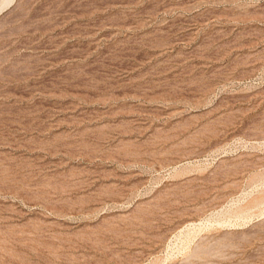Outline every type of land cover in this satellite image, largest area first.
Listing matches in <instances>:
<instances>
[{"label": "rangeland", "instance_id": "obj_1", "mask_svg": "<svg viewBox=\"0 0 264 264\" xmlns=\"http://www.w3.org/2000/svg\"><path fill=\"white\" fill-rule=\"evenodd\" d=\"M263 202L264 0H0V264H264Z\"/></svg>", "mask_w": 264, "mask_h": 264}, {"label": "bare ground", "instance_id": "obj_2", "mask_svg": "<svg viewBox=\"0 0 264 264\" xmlns=\"http://www.w3.org/2000/svg\"><path fill=\"white\" fill-rule=\"evenodd\" d=\"M255 201H256V199H255ZM262 203V202H261ZM264 203V202H263ZM258 204V203H257ZM263 204H261V206H262ZM250 209V208H249Z\"/></svg>", "mask_w": 264, "mask_h": 264}]
</instances>
